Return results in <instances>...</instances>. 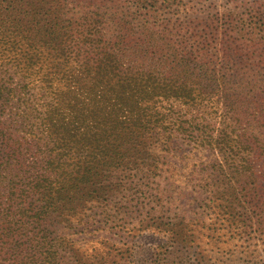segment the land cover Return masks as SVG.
<instances>
[{"label": "trees", "instance_id": "trees-1", "mask_svg": "<svg viewBox=\"0 0 264 264\" xmlns=\"http://www.w3.org/2000/svg\"><path fill=\"white\" fill-rule=\"evenodd\" d=\"M166 2L0 0V264H107L74 234L100 229L128 178L162 176L178 133L263 180L264 19L169 18ZM220 105L252 126L214 138L196 119Z\"/></svg>", "mask_w": 264, "mask_h": 264}, {"label": "rangeland", "instance_id": "rangeland-1", "mask_svg": "<svg viewBox=\"0 0 264 264\" xmlns=\"http://www.w3.org/2000/svg\"><path fill=\"white\" fill-rule=\"evenodd\" d=\"M165 1L169 18L264 19V0ZM223 113L222 105L218 113L202 112L196 124L214 138L230 125L240 132L252 126L249 116L223 122ZM174 142L173 163L162 176L128 178L99 215L100 229L75 239L84 249L109 253L107 264H264V178L228 174L215 141L197 144L178 133Z\"/></svg>", "mask_w": 264, "mask_h": 264}]
</instances>
